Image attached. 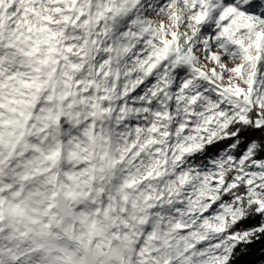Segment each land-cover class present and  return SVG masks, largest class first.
<instances>
[{"label":"snow or ice","instance_id":"1","mask_svg":"<svg viewBox=\"0 0 264 264\" xmlns=\"http://www.w3.org/2000/svg\"><path fill=\"white\" fill-rule=\"evenodd\" d=\"M0 264H264V0H0Z\"/></svg>","mask_w":264,"mask_h":264}]
</instances>
